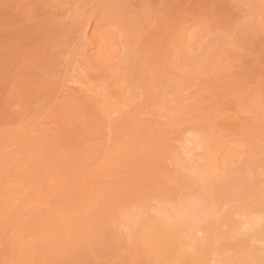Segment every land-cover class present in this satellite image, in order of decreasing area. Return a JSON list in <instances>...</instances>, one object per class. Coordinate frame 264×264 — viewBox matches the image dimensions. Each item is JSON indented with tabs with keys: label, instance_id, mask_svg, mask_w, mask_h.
I'll list each match as a JSON object with an SVG mask.
<instances>
[{
	"label": "rangeland",
	"instance_id": "1",
	"mask_svg": "<svg viewBox=\"0 0 264 264\" xmlns=\"http://www.w3.org/2000/svg\"><path fill=\"white\" fill-rule=\"evenodd\" d=\"M0 264H264V0H0Z\"/></svg>",
	"mask_w": 264,
	"mask_h": 264
}]
</instances>
